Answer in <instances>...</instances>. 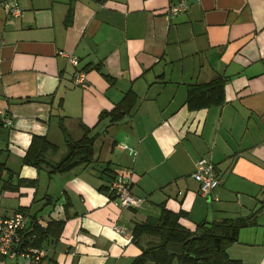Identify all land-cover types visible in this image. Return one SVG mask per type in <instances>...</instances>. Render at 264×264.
<instances>
[{
	"label": "crops",
	"instance_id": "1",
	"mask_svg": "<svg viewBox=\"0 0 264 264\" xmlns=\"http://www.w3.org/2000/svg\"><path fill=\"white\" fill-rule=\"evenodd\" d=\"M178 1L0 0V112L11 120L0 124V215L21 211L26 228L31 216L42 228L63 222L40 264H131L157 241L133 228L162 211L189 232L245 223L225 253L264 264V0H185V12L169 14ZM217 77L222 102L187 110V85ZM84 129L88 163L53 174L22 163L32 138L57 163L64 134L76 141ZM200 158L217 175L210 198L190 177ZM124 170L138 199L130 208L107 194Z\"/></svg>",
	"mask_w": 264,
	"mask_h": 264
},
{
	"label": "trees",
	"instance_id": "2",
	"mask_svg": "<svg viewBox=\"0 0 264 264\" xmlns=\"http://www.w3.org/2000/svg\"><path fill=\"white\" fill-rule=\"evenodd\" d=\"M223 83L224 80L217 77L206 83L187 85L184 100L187 110L194 111L220 104ZM115 111L119 114L117 109L112 112ZM104 116L105 114H102L100 117ZM116 117L111 118L110 121H116ZM88 133L89 131L84 129L82 136L76 141L70 140L64 134L66 152L57 163H48L42 158L46 148L49 147L53 151V147L44 139L32 138L22 157V163L39 168V164L43 162L47 174L63 173L79 164H86L90 161L91 145L94 139L93 136H88ZM244 224L241 221L224 219L198 224L193 232H189L176 223L175 215L162 211L158 221H146L133 228V237L147 235L156 237L157 241L149 243L131 264L146 262L150 264H241L239 260L228 258L225 248L236 241L238 229ZM62 226V221L49 220L42 228L37 224V219L31 216L22 234L23 247L41 248L47 240L58 237ZM192 235H195V238L183 244L181 255H173L165 251V245L168 242L181 243Z\"/></svg>",
	"mask_w": 264,
	"mask_h": 264
},
{
	"label": "built area",
	"instance_id": "3",
	"mask_svg": "<svg viewBox=\"0 0 264 264\" xmlns=\"http://www.w3.org/2000/svg\"><path fill=\"white\" fill-rule=\"evenodd\" d=\"M188 4L185 0H179L168 8V13L173 15L186 11ZM5 14H18L15 5H9L4 9ZM72 66H76L74 57H68ZM83 75L77 73L73 77L75 86L82 84ZM0 124L11 127V120L0 112ZM128 155L134 156L135 151L126 145H121ZM191 179L198 186V195L202 198H210L212 190L217 186V175L214 166L204 158L198 159L194 163ZM131 171L124 170L123 173L114 176L107 186L108 196L114 200L120 208H130L138 203L131 192ZM215 199V198H214ZM26 229V218L23 212L15 211L10 215H0V264H6L7 260L16 256L30 259L34 264H40L46 258V251L42 248L23 247L22 234ZM114 231L122 233L120 229L113 228Z\"/></svg>",
	"mask_w": 264,
	"mask_h": 264
},
{
	"label": "water",
	"instance_id": "4",
	"mask_svg": "<svg viewBox=\"0 0 264 264\" xmlns=\"http://www.w3.org/2000/svg\"><path fill=\"white\" fill-rule=\"evenodd\" d=\"M195 238V235H192L191 237L185 239L184 241H182L181 243H172V242H168L165 245V251L169 254H173V255H181L182 254V246L183 244H185L186 242L193 240Z\"/></svg>",
	"mask_w": 264,
	"mask_h": 264
}]
</instances>
